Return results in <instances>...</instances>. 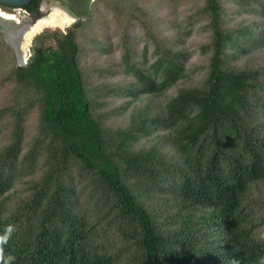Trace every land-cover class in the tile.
Returning a JSON list of instances; mask_svg holds the SVG:
<instances>
[{"label":"trees","instance_id":"16d2710c","mask_svg":"<svg viewBox=\"0 0 264 264\" xmlns=\"http://www.w3.org/2000/svg\"><path fill=\"white\" fill-rule=\"evenodd\" d=\"M192 3L174 23L147 0H96L87 22L37 36L24 67L0 36L12 57L0 234L15 228L13 264H264V0ZM108 16L122 61L92 68L86 45L113 43L80 31ZM198 24L195 76L182 45ZM119 72L131 78L93 79Z\"/></svg>","mask_w":264,"mask_h":264},{"label":"rangeland","instance_id":"374dc122","mask_svg":"<svg viewBox=\"0 0 264 264\" xmlns=\"http://www.w3.org/2000/svg\"><path fill=\"white\" fill-rule=\"evenodd\" d=\"M147 1L150 4L156 3L157 7L155 8V12L157 14L165 15L169 20L173 21L174 23L182 22L184 17L187 14H190V10H192L193 8V5H192L193 0H166L167 2H165L164 0H147ZM194 2L201 5L203 3V0H194ZM0 9L8 14H17L19 10L22 8L0 5ZM96 15L101 17L100 13H97ZM238 18L240 20L245 19L250 22L251 16L244 14V15H240V17ZM71 28L72 27L68 29H71ZM68 29H66V31ZM114 29H115L114 21H112L110 17L108 16L107 20L104 21V26L98 24L95 29H90V30L83 29L82 31H80V33L84 34L85 36L89 38L99 39V38L107 37L111 39L113 43V47L111 48V51L109 53H106V54L104 53L102 55H100L98 52L94 50L93 45L87 44L85 47V52H84L85 55L83 57V60L86 62L87 65H90L92 68H94V64H95L96 68L98 67L104 68L102 65L105 63L108 65H112L115 63L116 64L120 63L122 61V51L116 47V44L118 42V37L115 35ZM54 30H62V29L58 27L57 28H46L41 33H39L37 36L42 34L44 31H54ZM141 31L142 30L139 28L136 30V32L138 33H141ZM207 36L208 35L205 32V30L201 29L200 25L198 24L196 26V29L192 32L190 36L183 37L182 48H184L189 54L188 65L190 66V68L194 69L195 76L201 75V66L204 65V62L206 60V58L200 54L199 50H200V45L207 41ZM139 39L142 40L140 38V35H139ZM33 43L31 44V51H32ZM51 43L53 44V42ZM142 46H143V42L140 43V48ZM11 61H12L11 52L9 51V49L6 48V46L1 45L0 47V79L4 75L5 72L7 73L8 71L7 69L11 67L10 65ZM113 68H115V66H113ZM129 78L131 77L127 76L125 73H122V72H119L116 76L107 75V77L105 78H102V76L100 77L99 74L93 75V79L96 80V82L99 84L106 82V83L121 85L120 84L121 82L125 83ZM173 90L175 89H172L169 93H172ZM8 91H9V88L7 86L0 88V107H2L3 105L7 103ZM117 103L118 105L122 104L121 102L120 103L117 102ZM125 115L127 114L122 115V118L112 119L111 123L112 124L125 123L127 121V116ZM36 119H37L36 113H32L28 118L27 132H29L30 134L34 130ZM255 196L256 198L260 197L264 199V182L260 183L256 187ZM262 232L264 233V226L262 227Z\"/></svg>","mask_w":264,"mask_h":264},{"label":"water","instance_id":"95a60500","mask_svg":"<svg viewBox=\"0 0 264 264\" xmlns=\"http://www.w3.org/2000/svg\"><path fill=\"white\" fill-rule=\"evenodd\" d=\"M33 0H0V5L24 8ZM96 0H54L51 6H42L44 13L40 18H30L25 11L20 10L18 14H8L0 10V36L13 50L18 66L27 65L32 56L31 44L37 36L33 34L34 26L43 18L50 16L53 12L59 15L63 31L73 26L76 22H87L91 18L92 8ZM34 35V36H33Z\"/></svg>","mask_w":264,"mask_h":264},{"label":"clouds","instance_id":"9594fccd","mask_svg":"<svg viewBox=\"0 0 264 264\" xmlns=\"http://www.w3.org/2000/svg\"><path fill=\"white\" fill-rule=\"evenodd\" d=\"M14 230L13 225H8L3 234H0V264H13V261L16 259L11 253L6 255L4 252V247L8 244ZM231 264H238V261L233 259Z\"/></svg>","mask_w":264,"mask_h":264},{"label":"bare ground","instance_id":"6f19581e","mask_svg":"<svg viewBox=\"0 0 264 264\" xmlns=\"http://www.w3.org/2000/svg\"><path fill=\"white\" fill-rule=\"evenodd\" d=\"M1 10V9H0ZM63 28L57 13H52L50 16L41 19L33 28L34 33L38 35L46 28ZM34 36V35H33Z\"/></svg>","mask_w":264,"mask_h":264},{"label":"flooded vegetation","instance_id":"af4514ba","mask_svg":"<svg viewBox=\"0 0 264 264\" xmlns=\"http://www.w3.org/2000/svg\"><path fill=\"white\" fill-rule=\"evenodd\" d=\"M54 0H39V2H38V6L36 7V9L35 10H32V11H30V10H28L26 7H24V8H22V9H20V10H22V11H25V13L30 17V18H33V19H37V18H40V17H42V16H44V15H47L48 13H49V11L48 12H46V13H44L43 11H42V6L43 5H45V6H51V4H52V2H53ZM19 10V11H20ZM18 14V13H17ZM80 21H78V22H76V23H79ZM75 23V24H76ZM74 24V25H75ZM73 25V26H74ZM73 26H71V27H73Z\"/></svg>","mask_w":264,"mask_h":264}]
</instances>
